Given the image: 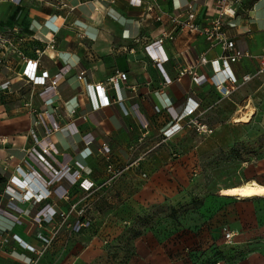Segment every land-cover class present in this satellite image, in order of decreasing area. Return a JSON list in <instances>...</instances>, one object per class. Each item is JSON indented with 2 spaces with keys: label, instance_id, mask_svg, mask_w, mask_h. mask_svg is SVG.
<instances>
[{
  "label": "crops",
  "instance_id": "obj_1",
  "mask_svg": "<svg viewBox=\"0 0 264 264\" xmlns=\"http://www.w3.org/2000/svg\"><path fill=\"white\" fill-rule=\"evenodd\" d=\"M208 1L211 0H158L155 10L148 12L144 7L131 5L130 0H21L20 3L0 0V30L20 27L27 38L33 34L39 39L41 42L37 45L46 50L40 56L42 65L52 76L64 66L71 67L66 77L59 81L58 96L48 97L46 104L48 110L59 108L57 118L63 130L55 133L53 140L60 149V161L90 179L108 175L109 163L116 168L128 167L126 175H148L141 193L143 199L161 200L183 188L179 182L187 184L196 165L208 155L204 150L209 141L212 145L214 142L213 148L218 147L215 139L200 140L195 127L165 138L164 132L174 123L168 107L174 106L181 112L188 98L193 97L200 102L199 110L204 111L201 121L214 132L227 124H250L258 115L263 116L264 124V74L259 73V56L264 51V0H257L255 7L254 0H246L247 5L240 14L229 21L232 26L229 34L240 50L249 53L234 65V70L240 79L247 74L252 78L240 81L228 97H222L209 80L197 85L189 75L179 79L181 53L195 59L201 52L209 51L204 36L185 33L175 41H166L158 49L164 72L145 51L146 45L170 26L169 14L188 3L200 8L198 23H205L207 18L202 8ZM29 52L38 57L32 48ZM220 54L219 47L208 53L210 58ZM11 65L16 71L24 68L18 56H14ZM202 70L208 72L209 66ZM81 71H86L82 81L78 78ZM116 71L128 74L122 83L124 100L92 110L88 96L80 94V90L88 83L107 84ZM164 73L171 78L170 83ZM32 89L37 93L43 88L26 86L15 94L0 93V133L6 136L7 142L0 144V168L7 178L6 185L0 184V257L6 264H31L34 260L42 264L52 256L48 253L38 257L34 251L13 240V236L18 235L41 249L40 236L50 234L53 225L41 227L34 222L33 215L46 204L56 209L69 208L66 198L58 194L59 190L36 206L31 202L11 201L4 194L10 175L33 145L29 130L35 116L31 113L32 107L25 106ZM109 93L114 99L112 88ZM14 99L18 100L17 107L11 103ZM43 102L42 97L36 96L33 107ZM75 108L77 114L72 120L69 114ZM250 111L253 114L249 121H235ZM104 144L111 148L109 156L99 153ZM72 176L55 188L60 187L61 193L66 189L71 192ZM259 201L243 213V226L248 224L246 227L250 230L246 238L254 244L242 258L227 264H264V199ZM255 234L258 238L250 237Z\"/></svg>",
  "mask_w": 264,
  "mask_h": 264
},
{
  "label": "rangeland",
  "instance_id": "obj_2",
  "mask_svg": "<svg viewBox=\"0 0 264 264\" xmlns=\"http://www.w3.org/2000/svg\"><path fill=\"white\" fill-rule=\"evenodd\" d=\"M11 103L18 106L17 99ZM199 136L203 142L215 139L218 147L209 141L204 150L208 155L187 184L178 180L183 188L161 200L141 196L148 175L91 177L95 186L86 191L74 174L75 185L65 199L69 208L61 207L68 215L57 217L58 236L44 253L52 256L42 264H227L242 258L254 244L246 238L250 230L243 226V213L261 199L237 200L221 191L251 174L264 182L263 116ZM4 140L0 133V144ZM78 218L90 224L76 231L73 222ZM228 231L235 233L233 240L227 239ZM0 264H6L1 257Z\"/></svg>",
  "mask_w": 264,
  "mask_h": 264
},
{
  "label": "built area",
  "instance_id": "obj_3",
  "mask_svg": "<svg viewBox=\"0 0 264 264\" xmlns=\"http://www.w3.org/2000/svg\"><path fill=\"white\" fill-rule=\"evenodd\" d=\"M20 3L21 0H13ZM158 0H130L131 5L144 7L148 12H152L157 7ZM253 6L255 7L256 1ZM246 0H211L204 4L202 11L207 18L203 24L198 23L200 8L194 3H188L184 8H179L169 14L170 26L161 30V34L146 45V53L154 59L158 66L163 70L161 55L158 51L166 41H175L180 35L185 33L198 34L205 37L209 43V51L201 52L197 58L189 59L181 53L182 63L178 67L179 79L189 75L194 84H202L210 81L222 95V97L230 96L239 86L240 81L247 82L252 78L251 74L244 75L241 79L234 70V65L243 57L248 56L237 46L235 38L229 34L232 27L229 21L240 14L244 8ZM161 19V17H158ZM21 31L20 27H13L8 30H0V75L6 71V78L0 82V93L15 94L24 87L40 86L43 89L39 92L31 90L30 96L26 100L25 106L32 107L31 113L35 116L34 123L29 130V136L33 145L27 150V156L15 167V172L9 177V183L5 189V196L11 201L31 202L36 205L43 204L44 201L52 198L55 192H58L61 198L70 197L71 192L65 190L61 193V188L56 189V184H61L69 175H78L79 182L83 190L89 191L95 186V182L90 178H84L81 171H72V168L58 159L60 149L53 140L55 133L63 130L62 125L57 118L58 107L53 110L46 109L48 97L55 96L61 85L60 80L64 79L70 72L69 65L61 68L60 72L52 76L50 71L44 69L40 56L46 53V50L37 46L33 50L38 57H31L25 52L27 43L33 40L41 42L39 39L30 34L27 38ZM54 47V45H51ZM216 47L221 48V54L217 57L210 58L208 53ZM14 56H18L20 61L24 62V68L16 71L11 65ZM179 56V57H180ZM260 67L259 73L264 74V51L259 56ZM209 66V71H203L204 66ZM13 72V75L10 73ZM164 72V70H163ZM86 71H81L78 78L82 81L85 79ZM166 81L171 82V78L164 73ZM126 72L116 71L108 80V83H88L80 90V94H86L89 98L92 110L97 111L101 108L114 104V101L120 102L124 100L122 91V83L127 80ZM16 85H19L16 88ZM110 85V87H109ZM110 88L115 92V98L110 95ZM25 93L24 95H26ZM36 96L44 99L45 103L38 107H33V101ZM25 97V96H24ZM200 102L193 97H189L186 101L184 109L179 112L174 106L167 108L168 112L173 116L174 123L165 132V138H170L174 134L185 128L195 127L199 134L211 135L214 129L208 124L201 121L204 111H200ZM157 111L160 108L156 107ZM77 114V109H73L69 114V118H73ZM71 121L70 123H72ZM68 123V128H70ZM42 131L39 132V131ZM72 133V132H71ZM6 141L4 140L3 143ZM91 144V141L89 142ZM100 154L109 156L111 148L108 144H104L99 149ZM10 158H14L11 155ZM128 167L116 168L112 163L107 166L108 175H123ZM4 170L7 171L5 168ZM73 173V174H72ZM17 175V176H16ZM84 212V209H82ZM68 215L61 209L53 208L50 204H46L36 211L33 220L41 227L44 225H53L51 233L41 235L43 247L37 249L22 240L18 235L13 236V240H17L22 245L34 251L38 257H42L44 253L53 245L54 240L58 236L59 229L55 221L59 215ZM90 223L84 218H78L73 222L74 229L80 231L83 227ZM228 240H233L235 233L228 231L226 233ZM36 261H31L35 264ZM215 264H222L216 262Z\"/></svg>",
  "mask_w": 264,
  "mask_h": 264
},
{
  "label": "bare ground",
  "instance_id": "obj_4",
  "mask_svg": "<svg viewBox=\"0 0 264 264\" xmlns=\"http://www.w3.org/2000/svg\"><path fill=\"white\" fill-rule=\"evenodd\" d=\"M53 54V52H51ZM253 112L250 111L244 116L237 118L235 121H249ZM248 171L249 168L247 167ZM250 178L239 184L230 185L222 189L223 196L235 198L237 200L250 201L255 199H264V184L261 183L255 175H247ZM75 183H73V186Z\"/></svg>",
  "mask_w": 264,
  "mask_h": 264
},
{
  "label": "trees",
  "instance_id": "obj_5",
  "mask_svg": "<svg viewBox=\"0 0 264 264\" xmlns=\"http://www.w3.org/2000/svg\"><path fill=\"white\" fill-rule=\"evenodd\" d=\"M245 4L247 5V3L245 2ZM245 6V5H244ZM37 43H39V41H36V40H33V41H31L30 43H27L26 44V47H25V52L29 55V56H31V57H33L32 55H30V52H29V49H34L35 47H37L38 45H37ZM6 183H7V178H6V174L4 173V171L0 168V184H4V185H6Z\"/></svg>",
  "mask_w": 264,
  "mask_h": 264
}]
</instances>
